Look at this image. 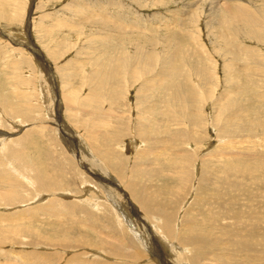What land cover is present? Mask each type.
<instances>
[{"label":"rangeland","instance_id":"rangeland-1","mask_svg":"<svg viewBox=\"0 0 264 264\" xmlns=\"http://www.w3.org/2000/svg\"><path fill=\"white\" fill-rule=\"evenodd\" d=\"M254 119L264 0H0V264H200L177 235L263 236Z\"/></svg>","mask_w":264,"mask_h":264},{"label":"bare ground","instance_id":"bare-ground-1","mask_svg":"<svg viewBox=\"0 0 264 264\" xmlns=\"http://www.w3.org/2000/svg\"><path fill=\"white\" fill-rule=\"evenodd\" d=\"M230 1V3H231V1H233V0H229ZM213 8V7H212ZM245 9L247 10V7H242V6H239L238 5V7L236 6V7H228L227 8V10H226V13L227 14H231V13H234V14H231L230 16H232L233 15V17L235 16V18H234V20H236V19H239L240 17H242V15L240 14V13H243L244 14V12H245ZM214 13V12H213ZM229 17V16H228ZM243 19V18H242ZM233 20V21H234ZM247 22V21H246ZM243 26V25H242ZM261 27V26H260ZM247 28V27H246ZM239 32V31H238ZM223 35V34H222ZM222 37V36H221ZM180 48H178V50H179ZM233 49V48H232ZM236 50V49H235ZM180 51H181V49H180ZM233 51V50H232ZM34 54L37 56V57H39V58H41L39 55H38V53L37 52H34ZM41 62L43 63L44 62V60L43 59H41ZM238 62V61H237ZM250 63V62H249ZM45 67H46V65H44ZM166 71V70H165ZM187 72V71H186ZM230 73V72H229ZM233 77V76H232ZM243 80V79H242ZM231 81V80H230ZM231 83V82H230ZM232 85H234V84H232ZM3 103V102H2ZM4 104V103H3ZM2 104V105H3ZM6 109V108H5ZM245 112V111H244ZM253 118V117H252ZM57 119V118H56ZM257 119H259V118H257ZM261 120H263V119H261ZM261 120H256V119H254V121L253 120H250V121H253V127L252 126H248V124H241V125H239L242 129H244L246 126V130L248 131V132H251V130H253V128L255 129V130H257L258 129V127H260V128H263V131H264V123L263 122H261ZM225 128V127H224ZM223 128V129H224ZM227 128V127H226ZM229 128V127H228ZM236 128V127H235ZM233 130H234V128H232ZM225 130V129H224ZM237 130V129H236ZM245 130V129H244ZM227 131V130H226ZM220 132L219 134H221V135H223V140H225L227 143H228V145H231V142H232V140L233 139H230V135H231V133L229 134L228 132ZM228 131H231L230 130V128L228 129ZM238 131V130H237ZM235 133V132H234ZM233 133V134H234ZM237 133V132H236ZM2 135V134H1ZM232 136V135H231ZM4 137V136H3ZM219 137V136H218ZM221 137V136H220ZM5 138V137H4ZM6 139V138H5ZM221 140V139H220ZM22 141V140H21ZM23 141H25V140H23ZM20 142V141H19ZM2 144V143H1ZM2 145H4V144H2ZM5 148V147H4ZM227 148V147H226ZM229 149H230V146L228 147ZM228 151V150H227ZM5 152V151H4ZM223 158H224V156H222ZM226 157V156H225ZM222 159V158H221ZM16 161V160H15ZM229 167V166H228ZM225 169H227V168H225ZM228 171H230V169L228 170ZM226 173H227V171H226ZM210 177H212V176H210ZM204 177H202V179H203ZM216 179H221L222 181H223V186H222V188H227V190H228V187H230V186H232L233 184L235 185V183L233 182V181H231L229 178L230 177H228V178H221V177H215ZM28 179V178H27ZM211 180H212V178H210ZM209 181L210 180H208V183H209ZM212 181H214V180H212ZM213 183H215V182H213ZM30 185V184H29ZM117 185V184H116ZM233 185V186H234ZM38 188V187H37ZM105 190H107V189H105ZM92 191V190H91ZM126 191V190H125ZM93 192V191H92ZM108 192V191H107ZM141 192V191H140ZM126 194V193H125ZM127 196H129L128 194H126ZM114 195H112L111 196V198L113 197ZM124 196V195H123ZM102 197V196H101ZM116 197V196H115ZM144 197V196H143ZM15 198V197H14ZM128 198V197H127ZM17 199V198H16ZM124 199H125V197H124ZM150 199V198H149ZM131 200V199H130ZM129 200V201H130ZM121 201V200H120ZM127 201H128V199H127ZM123 202V201H122ZM146 203V202H145ZM144 203V204H145ZM233 203V202H232ZM131 204V203H130ZM143 204V205H144ZM237 204V203H236ZM233 205V204H232ZM113 206V205H112ZM144 207V206H143ZM233 207V206H232ZM135 215V214H134ZM171 216V215H170ZM227 216H231V218H230V220H229V227L231 228V227H233V226H237V224H238V221H235L236 219H235V216L232 214H227ZM138 217V216H137ZM121 219V218H120ZM224 219V218H223ZM218 220V219H217ZM192 221V220H191ZM253 221H260L259 220V218H257L256 220L255 219H253ZM186 222H188V221H186ZM185 222V226H186V223ZM158 223H160V222H158ZM189 223H190V220H189ZM264 223V222H263ZM262 223V224H263ZM183 224V223H182ZM193 224H194V221H193ZM207 224V223H206ZM209 224V223H208ZM212 224H214V223H212ZM258 224V223H257ZM256 224V225H257ZM183 225V226H184ZM184 226V227H185ZM261 226V225H260ZM206 227V226H205ZM194 228V227H193ZM264 228V227H263ZM164 231H168V228H167V226L166 225H164V228H162ZM154 230H155V232L157 233V234H160L161 233V231H160V228H157V227H155L154 228ZM192 230V229H191ZM191 230H189V234H187V235H189V237H190V239H187V238H183L184 236H179V235H177L176 236V238H175V242H176V244L178 243L180 246H182L184 249H185V251L183 252V253H180V252H177V255H178V257L179 258H188L190 255L189 254H191V257H192V260L193 261H197V262H199L200 264H204L205 262H210V261H215V260H219V262H220V264H224V262L222 261V257H221V255L220 254H218L217 252L218 251H221L220 250V248H221V246H225L226 245V247H225V249L227 250H229V251H231L232 253H237V254H241V253H246V252H248V253H252V254H254V256H258L259 258H262V259H264V235L263 236H257L256 238H254V239H252V240H250V241H248V240H245V241H234V238L235 237H240L239 236V234H238V232L237 231H235L234 229L233 230H231V237L230 238H226V237H224V234L222 235V234H219V231H217L216 233L213 231V227L211 228V229H204V230H202L201 231V229L200 230H197V229H194L195 230V232L193 233V234H191L190 233V231ZM139 231V230H138ZM198 231H199V233H198ZM240 231V230H239ZM262 231V230H261ZM135 234H136V232H134ZM152 233V232H151ZM233 233V234H232ZM195 234V235H194ZM158 236V235H157ZM166 236V235H165ZM194 237V238H192V237ZM254 236V235H253ZM162 239H163V237H162ZM144 241V240H143ZM150 241V240H149ZM238 242H240L239 244H238ZM148 243V242H147ZM162 243V242H161ZM152 244V243H151ZM143 245V244H142ZM140 246V245H139ZM177 246V245H176ZM149 248H150V246H149ZM173 248V247H172ZM178 249H179V247H178ZM182 249V248H181ZM255 249V250H254ZM146 250H148V249H146ZM176 250H177V248H176ZM150 251V250H149ZM174 251V250H173ZM178 251H180V250H178ZM222 251L224 252V249H222ZM150 254H151V256H153L154 258H155V260L153 259V258H149V259H144L143 261L144 262H142L143 264H162V262H159L158 261V258L155 256V254H154V252L152 253L151 251L149 252ZM97 254V253H96ZM174 254V253H173ZM141 255V254H140ZM227 256V255H226ZM141 257H142V259L144 258L142 255H141ZM140 257V258H141ZM146 257V256H145ZM229 257V256H228ZM227 257V258H228ZM231 257V256H230ZM243 257V256H242ZM146 258H148V257H146ZM212 258H214L213 260H212ZM142 259H140V260H142ZM160 260V259H159ZM178 260V259H177ZM230 260V259H229ZM252 260V259H251ZM202 261L204 262V263H202ZM213 261V262H214ZM228 261V260H227ZM213 262H212V264H213ZM229 262V261H228ZM248 262V261H247ZM177 263V262H176ZM216 263V262H215ZM227 263V262H226ZM231 262H229V264H230ZM177 264H179V263H177ZM189 264V263H188ZM219 264V263H218ZM237 264H247V263H242V262H239V263H237ZM255 264V263H254Z\"/></svg>","mask_w":264,"mask_h":264},{"label":"water","instance_id":"water-1","mask_svg":"<svg viewBox=\"0 0 264 264\" xmlns=\"http://www.w3.org/2000/svg\"><path fill=\"white\" fill-rule=\"evenodd\" d=\"M155 245H156L157 248H159L157 243H155Z\"/></svg>","mask_w":264,"mask_h":264}]
</instances>
